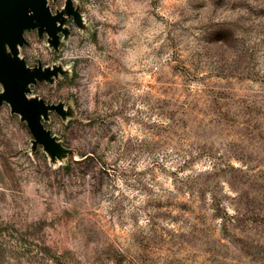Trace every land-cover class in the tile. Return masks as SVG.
Masks as SVG:
<instances>
[{
    "label": "rangeland",
    "instance_id": "rangeland-1",
    "mask_svg": "<svg viewBox=\"0 0 264 264\" xmlns=\"http://www.w3.org/2000/svg\"><path fill=\"white\" fill-rule=\"evenodd\" d=\"M47 5L16 55L45 136L0 104V264H264V0Z\"/></svg>",
    "mask_w": 264,
    "mask_h": 264
},
{
    "label": "water",
    "instance_id": "water-1",
    "mask_svg": "<svg viewBox=\"0 0 264 264\" xmlns=\"http://www.w3.org/2000/svg\"><path fill=\"white\" fill-rule=\"evenodd\" d=\"M59 21L60 15H53L47 0H0V82L4 86L0 104L7 102L13 112L21 114L37 138L45 136L41 116L49 107L29 100L26 91L27 85L44 73L29 69L16 55L19 46L26 42V30L47 31L57 41Z\"/></svg>",
    "mask_w": 264,
    "mask_h": 264
}]
</instances>
